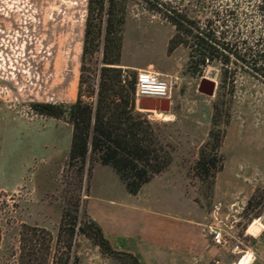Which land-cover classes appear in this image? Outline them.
Listing matches in <instances>:
<instances>
[{
	"label": "rangeland",
	"instance_id": "obj_1",
	"mask_svg": "<svg viewBox=\"0 0 264 264\" xmlns=\"http://www.w3.org/2000/svg\"><path fill=\"white\" fill-rule=\"evenodd\" d=\"M163 1L188 8L203 25L211 18L219 31L228 30V40L240 52H264L262 0ZM92 7L89 11L88 0H0V264H135L128 252L112 248L120 255H110L76 233L78 224L88 219L87 200L93 209H100L107 194L116 199L127 196L124 184L111 167L99 163L90 178L86 168L81 174L68 168L71 125L35 109L40 103L74 102L82 65L85 76L94 77L96 91L105 54L118 60L116 66L127 73L150 69L162 77H177L170 110L162 112L170 119L152 111H140L139 118L172 152L171 164L158 174L168 187L152 191L157 194L152 202L154 217L173 223L172 236H162L164 247L172 250L153 246L134 255L139 264L219 263L212 256L204 259L188 253L183 228L189 219L199 221L197 231L190 233L195 243L216 244L207 232L211 213L218 206L224 216L235 202L240 207L245 204L236 213L243 227L216 245H233L236 254L229 264H236L244 252L247 264L256 259L264 262V76L249 74L254 58L247 59L249 63L232 59L225 65L239 70V75L233 95L219 99L215 135L224 160L211 185L210 179L196 177L192 166L212 128L216 91L208 96L198 86L202 78H208L215 81L217 90L221 64H208L199 76L186 73L187 49L180 45L168 51L174 27L140 0L125 1L124 23L121 29L114 25L106 50V14ZM88 17L89 38L100 45L94 51L89 46L84 54ZM255 62L264 65V59ZM82 89L85 95L91 94L87 83ZM252 220L255 230L252 223L251 235H244ZM152 225L151 232L156 233L158 228ZM143 232H137L138 248L155 245V236L144 239Z\"/></svg>",
	"mask_w": 264,
	"mask_h": 264
},
{
	"label": "trees",
	"instance_id": "obj_2",
	"mask_svg": "<svg viewBox=\"0 0 264 264\" xmlns=\"http://www.w3.org/2000/svg\"><path fill=\"white\" fill-rule=\"evenodd\" d=\"M125 1L119 0H88L89 11L96 5L100 14H106L105 48L111 43V34H115L114 25L122 28L125 16ZM145 7L157 15H161L174 27V34L169 40L168 51L183 45L187 49L185 72L199 76L208 64H221L219 84L216 90V100L213 103L211 117L212 128L206 144L200 148L198 159L192 169L200 180L210 179L212 185L215 174L223 168V156L219 153V140L215 135L220 114L219 99L231 97L239 70L226 68L231 60L249 63L247 59L254 58L249 74L264 76V65H257L255 60L264 59V52H243L237 50L228 40V30H218L213 20L207 18L206 24H201L197 16H191L188 8L181 9L169 1L140 0ZM120 7V9L118 8ZM261 7L264 9V0ZM217 16L216 11L212 12ZM90 18L86 20L83 43V53L88 47L94 51L99 40L90 39ZM107 53V51H106ZM103 60L99 68L97 90L94 89V77H86L81 66L77 97L69 104L40 103L35 109L41 114L61 119L71 125V140L67 155V167L76 168L81 174L87 169V176H92L96 163L113 169L124 184L129 194H137L155 175L163 172L172 162V152L166 149L159 135L152 132L139 120L142 112L135 107V75L128 73L125 83H122V68L118 67V60ZM245 73V71H244ZM247 73V72H246ZM87 83L91 94L83 93V86ZM92 94L95 97L92 99ZM90 99H89V98ZM215 141V142H214ZM208 147V148H207ZM207 148V149H205ZM250 199L248 203H250ZM66 213L63 211L61 220L64 222ZM76 219V218H74ZM76 224V220L74 222ZM73 232L75 229L73 228ZM72 232V234H73ZM77 234L91 239L104 252L117 256L120 253L112 249L105 238L100 226L88 217L84 224H78ZM135 264L137 258L126 253ZM64 264H67L66 262Z\"/></svg>",
	"mask_w": 264,
	"mask_h": 264
},
{
	"label": "crops",
	"instance_id": "obj_3",
	"mask_svg": "<svg viewBox=\"0 0 264 264\" xmlns=\"http://www.w3.org/2000/svg\"><path fill=\"white\" fill-rule=\"evenodd\" d=\"M110 172L113 173L112 169ZM163 180L165 179L162 178V175L155 176L142 188L141 193L135 196L130 195L127 192V196H124L121 199H116L115 197L107 194L105 196L106 199L102 201L100 209H93L91 204L88 202L89 199L87 200L86 212L89 219L96 222L100 226L105 238L110 242L113 249H121L122 251L132 253L136 256L145 250H150L153 246L161 250L164 249L168 252L172 250V248L168 249L164 247L162 236L167 235L168 233L169 236H172L174 231L173 223H166V221H163L158 217H154L157 212H155L152 208L153 200L157 201V194H153L152 191L157 188L165 189L168 187L167 181L165 180V182H163ZM155 221L157 223L158 221L162 223L161 226ZM188 221L190 224H187V226L183 228L186 230L183 232L180 229L183 232L182 240H184L185 250L188 253L197 254L204 259H208L212 256L213 258H217L216 261L219 260V263L217 264H229L232 260H234L236 253L232 250V244L228 246H219L210 243L204 246L203 240L195 243L193 238L194 236L190 233H195L197 231L199 221L194 219H189ZM142 222H145V226L141 224ZM148 222H150L149 225L153 224V228H158L156 233L151 232L152 229L149 227ZM139 229H144V234L142 233L145 237L144 239H147L146 236H155L153 238L155 245L146 244V247L140 246L141 249L138 248L137 232ZM174 245H176V242ZM248 253L250 254V251H248ZM251 264H264V262L261 259H256Z\"/></svg>",
	"mask_w": 264,
	"mask_h": 264
},
{
	"label": "built area",
	"instance_id": "obj_4",
	"mask_svg": "<svg viewBox=\"0 0 264 264\" xmlns=\"http://www.w3.org/2000/svg\"><path fill=\"white\" fill-rule=\"evenodd\" d=\"M122 83H125V80L129 77L128 73L122 72ZM176 76H166L162 77L160 73L152 71L150 69H140L135 75V101L136 99L147 96L154 98H164L171 101L173 95V89L175 83L177 82ZM245 204L242 203V207L237 205V202L230 204L229 211L223 216L220 211V208L217 206L211 213V223L208 225L207 232L212 236V240L216 244H222L224 242L225 235L230 232L236 234L237 228L243 227L241 217H237L236 213H239V210L244 209ZM255 220V219H254ZM252 220L250 223L246 224V227L243 229L244 235L251 232L249 231V226L254 222ZM253 235V234H252ZM236 249L239 248V244L234 246ZM247 255V252H244L238 259L241 260L244 256ZM251 258V255H249ZM251 261V260H250ZM232 264H235L233 262Z\"/></svg>",
	"mask_w": 264,
	"mask_h": 264
},
{
	"label": "water",
	"instance_id": "obj_5",
	"mask_svg": "<svg viewBox=\"0 0 264 264\" xmlns=\"http://www.w3.org/2000/svg\"><path fill=\"white\" fill-rule=\"evenodd\" d=\"M198 91L202 94L213 96L216 91V83L214 80L202 78ZM171 101L164 98H154L142 96L135 101V107L139 111H152V112H168L170 110Z\"/></svg>",
	"mask_w": 264,
	"mask_h": 264
},
{
	"label": "bare ground",
	"instance_id": "obj_6",
	"mask_svg": "<svg viewBox=\"0 0 264 264\" xmlns=\"http://www.w3.org/2000/svg\"><path fill=\"white\" fill-rule=\"evenodd\" d=\"M158 114V113H157ZM159 115L164 119L168 120L170 119V115L166 113H159ZM255 223V222H254ZM254 223L251 225V229L255 230V225ZM250 228V227H249ZM252 232V231H251ZM236 264H247V256H244L241 260H239Z\"/></svg>",
	"mask_w": 264,
	"mask_h": 264
}]
</instances>
